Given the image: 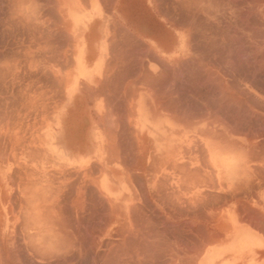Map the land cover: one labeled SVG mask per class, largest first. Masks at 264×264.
<instances>
[{
  "label": "crops",
  "instance_id": "1",
  "mask_svg": "<svg viewBox=\"0 0 264 264\" xmlns=\"http://www.w3.org/2000/svg\"><path fill=\"white\" fill-rule=\"evenodd\" d=\"M188 41L157 0H0L1 264L85 251L91 264H173L174 203L198 229L193 264H264V133L248 149L224 120L213 138L200 128L206 147H182L210 108L194 96L200 115L186 113L179 61L200 54Z\"/></svg>",
  "mask_w": 264,
  "mask_h": 264
},
{
  "label": "rangeland",
  "instance_id": "2",
  "mask_svg": "<svg viewBox=\"0 0 264 264\" xmlns=\"http://www.w3.org/2000/svg\"><path fill=\"white\" fill-rule=\"evenodd\" d=\"M157 3L162 6L164 18L174 21V37L188 39L200 53L179 61L182 64L180 67L189 72H211L209 83L205 85L196 84L197 78L189 76V72L181 85L180 91L187 96L190 106L186 110L190 118L200 115L194 96L208 97L210 104V108L202 112L203 118L209 123L191 126L189 134L194 137L187 138L182 147H206L197 137L200 128L210 130L213 138L219 131V121L225 120L227 132L241 134L238 142L249 148L251 135L264 133V0H157ZM219 70L224 74L221 86L218 84L219 78L214 76ZM252 84L260 86L259 93L252 91ZM213 144L211 141V147ZM174 148H177L176 142ZM215 178L218 179L217 174ZM177 180L178 174L174 172V182ZM91 185L84 178L83 189L77 195L82 203L76 211L83 213L84 218L88 219L84 224L88 225L92 212ZM179 191L174 183V196H179ZM69 193L67 190V197H70ZM194 194L197 196L199 192L195 190ZM69 207L72 209L69 211H74V205ZM194 207L198 212V206ZM173 208L172 263L193 264L197 256V251L193 252V249L200 247L197 245L198 229L187 220L188 206L174 203ZM144 211H160V207L146 206ZM89 239V232L84 231V245ZM3 255L0 253V264L5 260L10 261V257ZM74 257V254L60 253L56 260L59 264H74ZM32 259L38 260V255ZM162 259L164 262L170 261V254L164 253ZM80 261L82 264H91L90 253L85 251L79 255L77 263Z\"/></svg>",
  "mask_w": 264,
  "mask_h": 264
},
{
  "label": "bare ground",
  "instance_id": "3",
  "mask_svg": "<svg viewBox=\"0 0 264 264\" xmlns=\"http://www.w3.org/2000/svg\"><path fill=\"white\" fill-rule=\"evenodd\" d=\"M6 57V56H5ZM14 59V58H13ZM2 60V59H1ZM3 67V66H2ZM7 73V72H6ZM6 75V74H5ZM14 78V77H13ZM240 100V99H239ZM231 101V100H230ZM229 101V102H230ZM132 110V109H131ZM156 119V118H155ZM159 119V118H158ZM158 121H160V119L158 120ZM157 121V122H158ZM169 128H171V127H169ZM225 131V130H224ZM171 132V131H170ZM169 133V132H168ZM227 134V133H226ZM228 135V134H227ZM229 136V135H228ZM227 136V137H228ZM231 136V135H230ZM235 138V137H234ZM236 139V138H235ZM220 141L222 140V139H219ZM224 142H225V140H224ZM218 144V143H217ZM223 144H225V143H223ZM226 148H227V145L225 146ZM224 147V148H225ZM216 147L214 146V149H215ZM224 148H222V150L224 149ZM221 149V148H220ZM249 149V148H248ZM225 150H227V149H225ZM220 151V150H219ZM226 173V172H225ZM251 183V182H250ZM206 197V196H205ZM43 205V204H42ZM38 207V206H37ZM41 207V206H40ZM43 208V207H42ZM34 210H35V208H34ZM37 210V209H36ZM39 210V209H38ZM44 213H47L45 210H44ZM42 214V213H41ZM11 215H12V213H11ZM239 215V214H238ZM32 224V223H31ZM30 224V225H31ZM39 224V223H38ZM37 225H35V227H36ZM45 227H47V226H45ZM43 228H44V226H43ZM40 230V229H39ZM45 231V229L43 230V232ZM44 234H46V232L44 233ZM40 240V239H39ZM41 241V240H40ZM14 246V245H13ZM43 246V245H42ZM13 256V255H12ZM2 258V257H1ZM3 259V258H2ZM11 261V260H10Z\"/></svg>",
  "mask_w": 264,
  "mask_h": 264
}]
</instances>
